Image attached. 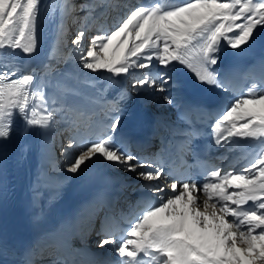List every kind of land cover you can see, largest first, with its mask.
<instances>
[{
  "label": "snow or ice",
  "instance_id": "6c2138e0",
  "mask_svg": "<svg viewBox=\"0 0 264 264\" xmlns=\"http://www.w3.org/2000/svg\"><path fill=\"white\" fill-rule=\"evenodd\" d=\"M117 7L113 0H0V142L11 139L18 120L25 135L59 124L61 135L68 133L60 145L65 167L53 162L52 171L75 176L100 159L145 181L147 195L127 215L96 213L93 220L89 212L87 227L95 231L98 222L96 246L111 249L115 259L88 264H264V57L219 67L224 49L241 57L256 43L264 0H147L125 5L105 29L102 21ZM42 15L54 25L53 40L46 61L27 67L26 59L39 53ZM177 66L192 73L202 91L228 94L215 105L211 135L214 146L235 155L232 170L200 167L191 146L199 131L186 115L203 110L201 104L177 113L185 127L173 125L172 139L150 157L117 136L129 94L104 95L101 73L108 80L131 77L132 92L163 93L171 105L173 92H183ZM106 204L99 190L88 208ZM73 249L67 240L54 241L49 264H79ZM32 255L29 250L26 264H37Z\"/></svg>",
  "mask_w": 264,
  "mask_h": 264
},
{
  "label": "bare ground",
  "instance_id": "6f19581e",
  "mask_svg": "<svg viewBox=\"0 0 264 264\" xmlns=\"http://www.w3.org/2000/svg\"><path fill=\"white\" fill-rule=\"evenodd\" d=\"M139 1L113 0V4L120 5V7H117L113 13L107 14L102 21L103 27L109 29L119 20L120 16H116L117 13L121 12L122 14L128 10L124 7L125 5L131 6L139 3ZM45 2H48V0H45ZM39 30L41 34V46L37 55L26 59V63L29 66L35 65V67H40L46 61L54 32V25L46 15H42L40 18ZM90 34L94 35L95 29ZM256 37L264 39V28L258 29ZM230 54H232L231 49H224L221 53L222 61ZM177 67L180 71L176 75L177 79L183 83V92L179 95L175 91L173 92V95L177 96V102L171 105L165 104L162 101L161 97L165 95L163 93L150 92L148 89L143 90L139 94L132 92L129 86L131 77L108 80V74L101 73L105 79L100 83L101 86L106 88L104 95L109 98L118 96L121 93H128L129 98L125 102H130L136 107L137 118L141 122L143 116L147 115L155 120L157 129L166 128L170 130L173 125L178 124L177 113L181 110L186 92L182 67ZM219 67L222 68V64ZM187 74L191 73L187 71ZM85 75L96 76L97 74L85 71ZM85 91L92 92L89 89H85ZM227 95L225 94V97ZM154 103H157L163 110L160 112L155 110L153 108ZM152 127L153 125H150L148 129ZM22 128L23 122L18 120L11 139L0 142V228L3 226L17 227L19 216L22 215L33 223L37 229L35 236V240L37 241L36 246H45L52 233H65V230L58 222L52 224L51 227L47 225L45 220L49 216L45 209L65 203L69 199H74L73 207L78 210V215L82 219L83 230L73 234L72 239L80 241L90 254L91 251H94L95 255H102L103 259L108 257L115 259L111 249L107 247L100 249L96 246L97 242L95 240L97 238L94 237L95 231L87 227L89 212L92 215V219H94L99 209V206H94L92 209L88 208V203L94 196H81L79 194L83 189L89 187L98 173H102L107 180L116 179L121 183L122 188H128L131 191L143 189L142 185L145 181L138 180L135 173L124 172L117 166L100 159L89 163L81 173L75 176L58 170L52 171L50 165L53 162H56L61 169L65 167L64 158H58V151L56 150L60 146L57 147L55 145L54 141L56 140L49 145L51 134L55 132L57 137L60 136L63 130L62 127L57 124L52 130L47 131L46 134L40 130L33 129L27 135L22 132ZM57 140L59 142V139ZM22 148L24 149L23 152ZM48 149H53L55 153L51 156H46ZM134 152L141 157H150L149 152L139 153L137 150ZM222 153L224 154V158H230L231 155H234L225 148L222 149ZM56 158L58 159L56 160ZM226 161L228 159H224L223 163ZM227 170H232V167L228 166ZM0 235H2L1 230ZM83 235H85L84 239H82ZM35 257L32 260L36 261L37 264H49L48 255L42 257L36 254Z\"/></svg>",
  "mask_w": 264,
  "mask_h": 264
},
{
  "label": "rangeland",
  "instance_id": "374dc122",
  "mask_svg": "<svg viewBox=\"0 0 264 264\" xmlns=\"http://www.w3.org/2000/svg\"><path fill=\"white\" fill-rule=\"evenodd\" d=\"M156 93V92H155ZM154 94V93H153ZM153 108L155 109V110H157L158 112H160V111H162L163 109L161 108V107H159V105L157 104V103H154L153 104ZM97 242V241H96Z\"/></svg>",
  "mask_w": 264,
  "mask_h": 264
}]
</instances>
